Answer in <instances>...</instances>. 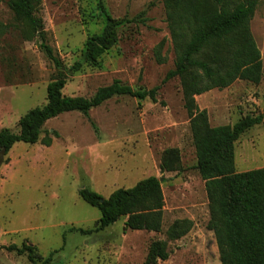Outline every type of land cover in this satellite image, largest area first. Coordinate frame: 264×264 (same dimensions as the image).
Wrapping results in <instances>:
<instances>
[{
    "label": "rangeland",
    "instance_id": "374dc122",
    "mask_svg": "<svg viewBox=\"0 0 264 264\" xmlns=\"http://www.w3.org/2000/svg\"><path fill=\"white\" fill-rule=\"evenodd\" d=\"M8 1L0 0V130L18 132L19 119L47 102V85L60 75L66 78L61 92L70 97L90 98L114 79L135 89H159L156 101L119 95L87 113L59 114L46 121L36 143L16 142L1 154L0 246L33 245L38 264L49 255L48 264H142L159 243L167 258L154 264H222L209 226L211 200L195 168V109L187 103V83L179 77L162 82L177 55L169 18L174 0H40L34 14L62 72L40 49L38 37L25 38L26 26ZM107 16L117 22L116 43L96 62L68 70L87 40L102 32ZM250 31L261 55L260 81L236 79L194 95L211 126H232L264 111V0ZM44 137L49 145L41 142ZM233 168H264V120L234 142ZM148 176L161 179V229H124L126 217L98 228L100 212L79 190L107 198ZM0 264L29 261L26 254L1 249Z\"/></svg>",
    "mask_w": 264,
    "mask_h": 264
},
{
    "label": "trees",
    "instance_id": "16d2710c",
    "mask_svg": "<svg viewBox=\"0 0 264 264\" xmlns=\"http://www.w3.org/2000/svg\"><path fill=\"white\" fill-rule=\"evenodd\" d=\"M40 0H9L8 6L26 29L27 40L39 39V47L54 67L65 70L46 40L42 19L34 14ZM169 13L172 37L177 55L174 68L168 70L162 82L179 77L187 83L188 105L195 109L191 117V131L195 147V168L205 179L211 200L210 228L214 231L222 264H264V168L235 173L233 168L234 142L247 129L264 120V111L246 114L232 126H211L205 110L195 105L194 95L212 88L228 86L236 79L258 83L262 74L260 51L250 31V21L259 0H174ZM181 5V7H180ZM108 22L100 34L86 42L82 57L68 70L77 71L84 64L94 63L98 56L117 41V22ZM188 37V38H187ZM187 38V39H186ZM65 76L60 75L47 85V102L28 110L19 119L18 132L0 130V155H5L13 144H34L42 127L51 118L69 111L87 113L113 96L126 95L138 100H157L159 86L135 89L114 79L96 90L90 98L64 96L61 92ZM42 143L50 144L44 137ZM79 196L100 212L98 228L107 227L120 217H126L124 229L158 232L163 217L161 179L148 176L129 188H118L107 198L81 188ZM18 255L26 254L29 264L35 261V247L28 243L2 245ZM167 254L159 243H154L142 264H154ZM51 255L41 264H48Z\"/></svg>",
    "mask_w": 264,
    "mask_h": 264
}]
</instances>
